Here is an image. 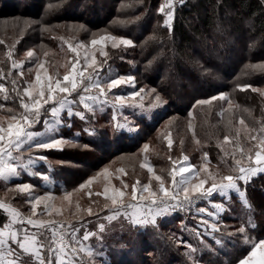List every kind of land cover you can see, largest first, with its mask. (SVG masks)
Returning <instances> with one entry per match:
<instances>
[{
  "label": "snow or ice",
  "instance_id": "6c2138e0",
  "mask_svg": "<svg viewBox=\"0 0 264 264\" xmlns=\"http://www.w3.org/2000/svg\"><path fill=\"white\" fill-rule=\"evenodd\" d=\"M184 0H162L157 12L162 14L163 26L172 29V23L175 16L176 4H183ZM264 3V0H262ZM139 6H143L144 0H137ZM123 7H132V5H122ZM49 8L54 7L49 5ZM139 21L140 17H136ZM123 23V21H121ZM25 27H31L29 22L25 21ZM18 22L13 24L17 27ZM217 29L220 30L219 25ZM47 26L42 27L41 31H50ZM23 31V29L21 30ZM61 40L64 37H59ZM111 41L112 48H118L123 45L135 47L132 39L105 34L98 39L93 38L90 41L91 51H87L81 59L78 48L87 49L88 46L81 43L73 46L68 45L71 52L75 53L74 59L66 62L62 77L58 72L49 74L48 68L43 61L36 57L34 79H26V86L22 90L17 87V81L12 80L13 92L19 99V109H6L7 115H0V180L5 182L12 181L13 178H19L26 173L29 176L37 175L32 171L37 161H46L44 155H37L40 150H63L66 146H73V140L66 139L60 132L62 127H71L67 121L79 117L80 120L89 119L87 114L95 116L96 112L103 111L106 105H111L113 112L123 110L124 108H139L143 112L152 114L154 109L162 108L166 101L157 92L155 88L131 91L127 96L114 95L113 90L123 85H130L135 88L136 80L131 75H119L112 77L111 70L105 71L104 65L108 63V52L103 47L99 49V54L103 59H98L96 54L97 45L105 44ZM4 41L0 40V44ZM250 48L255 47V42L249 44ZM15 43L7 46L4 56L11 61L12 69H20L24 63L23 60L13 59V49ZM48 55L47 52L44 53ZM35 56L34 51L26 52V59L31 61ZM151 63V62H150ZM246 70L251 72H260L264 74V62L249 63L245 65ZM33 71L29 69V72ZM0 75L11 76V72L4 73L0 68ZM20 76L24 77L23 71ZM238 88H251L253 92L259 94L264 99V88H255L251 84L237 85ZM0 92L4 93V99L8 100V90L3 84H0ZM145 97H148V103L145 104ZM213 101H225L227 108L221 109V115L224 112H232L235 107L230 94L220 92L218 96H212L210 99L198 100L197 105H211ZM77 105H82L83 110H75ZM4 105L0 104V109ZM244 111H249L244 109ZM264 113V108L261 109ZM191 115V113H190ZM125 123H120L116 115L113 120L116 121L114 129L119 131L127 128L129 132L134 131L125 117ZM256 127L249 126L241 117L238 126L234 125L233 119L227 121L226 127L229 129L223 136L220 143L221 151L224 157H230L232 164L229 165V173L224 175L219 168L213 170L209 167L208 152H204L202 160L204 163L197 167L189 163L187 155L182 156V160H173L172 168L168 172L171 177L170 182L166 181L162 175H157L153 168L147 163V154L150 148L149 143L143 144L141 151L145 154V162L141 163L142 168H147L151 173L148 183L142 184L139 188L140 181L133 183L131 186L121 181L122 187L115 188L111 184L112 173L107 167L103 168L96 175L89 177L77 188L72 191H65L61 197L52 195L51 192H45L43 195L34 194V186L30 183H16V191L27 194L28 201L31 203V213L27 217L10 203L0 200V209L8 214V222L0 227V264H29V260L35 264H84L82 253L86 255L92 264H95V258H103V250L94 252L91 246L85 245L82 241H87L96 233L85 231L82 240H77V228L72 220L82 219L83 212L93 215L91 206L81 209L79 202L75 204L76 213L71 215V219H53V216H61L62 208H70L72 198L81 190H86V194L92 200L93 193L90 187L98 178H103L107 183L102 193H96V196L103 195L105 203L104 209H108L111 215L107 216L108 221H114L117 217H125L133 226L147 228L148 226L158 227V219L167 217L177 211L192 209L198 202L211 203L215 199L214 194H218L224 202L211 203L212 211L204 207H197L196 213H206L213 219L209 224L208 220L201 219L200 224L204 226L205 231L211 228V233L220 231V215L230 209L226 206L232 201V195L235 194L242 204V212L247 216L246 224H242L236 229L235 233L229 235H240L243 237L245 244H250L251 248L247 254L239 260L238 264H264V238L258 241L248 235V229H255L252 213L253 205L247 197L246 189L249 182L260 173H264V115L257 122ZM172 124V118L165 123V128ZM43 126L42 131L35 130L37 126ZM189 130H193L191 122L188 123ZM85 131H89L85 129ZM94 129L92 132L94 133ZM79 135L78 133L76 134ZM162 137L167 141L168 148L171 149L173 139L170 131L162 133ZM193 139L196 144L200 141L196 139L193 131ZM183 145V140L180 141ZM231 144L232 149L228 151L223 145ZM239 157V158H237ZM227 165V160H223ZM120 173H125L123 167L117 169ZM45 180H50L44 176ZM156 183L153 184L152 181ZM54 183V181H52ZM130 191H126L129 189ZM111 189V195H109ZM61 202V207L56 206V201ZM95 203L94 200H92ZM42 206L43 213L47 219L37 217V208ZM28 225L37 229V232H30L27 227L17 229L14 225ZM184 227V225H182ZM51 232L50 242H46L47 237L43 240L38 238L42 233L40 230ZM66 229H71L67 231ZM99 233L105 231V224L98 225ZM192 233L201 237L202 233L192 229ZM102 238V237H101ZM215 239V237H213ZM172 239V237H170ZM220 244V240H216ZM177 244H185L188 249L187 255L192 264H198L195 259L197 248L185 241L178 240ZM207 247V245H205ZM29 259H24L23 257ZM102 264H108L102 259Z\"/></svg>",
  "mask_w": 264,
  "mask_h": 264
},
{
  "label": "rangeland",
  "instance_id": "374dc122",
  "mask_svg": "<svg viewBox=\"0 0 264 264\" xmlns=\"http://www.w3.org/2000/svg\"><path fill=\"white\" fill-rule=\"evenodd\" d=\"M25 1L29 2L30 0ZM75 1L76 3L74 2V4L76 8L80 5L82 7L91 5V2L89 0ZM65 2L67 3V0H36L35 2L32 1V5L33 7H35L34 9H36L38 6H40L41 8L37 14L32 13L31 15L28 13L20 12L16 14L9 13L0 15V40L4 41L3 44H0V68L3 69L4 73H8L9 71L11 72V76L0 75V84H3L8 90L9 97L6 101L4 99V93L0 92V104L4 105V108L0 109V115H7L8 113L6 109L8 108H13L15 110L19 109V99L16 97L15 92H13L12 80L15 79L17 81V87L22 90V88L26 86L24 80L34 79L36 57H39L40 61L44 62L45 67L49 70V74L58 72L62 77L65 71L63 65L66 62L74 59L76 56V54L71 52L68 47L70 43L73 46L79 45L81 43L88 46L87 49L78 48L79 56L82 59L87 51H91L90 41L93 38L98 39L101 35L112 34L131 39L126 35H123L119 32L117 33L113 27L103 26L94 29L93 26H90L85 21H81L77 18L73 19V17L70 16L65 17V13H63V5ZM16 3V5L23 10L25 4L24 0H17ZM178 4L180 3H177L176 6ZM49 5H53L54 7L49 8ZM42 6H44V8ZM24 8L25 10H27L26 7ZM25 21L29 22L31 27H25ZM17 22L18 26L14 28L13 24ZM45 26L49 27L51 30L41 31V28ZM22 29L23 31H21ZM59 37H64V39L61 40ZM227 42L228 40L224 39L223 43L227 44ZM13 43H15V48L13 49V59L24 61L20 69H12L11 61L7 60L4 56V53L7 51V46ZM101 47H103L104 50L108 52V63L104 65L106 72L108 69H110L113 78H115L117 74L131 75L135 77L136 80L135 88L130 85H123L120 88L113 90L114 95L127 96L133 90L139 91L140 88H144L146 90L155 88L165 101L168 100L166 98L165 92V90H167V88L171 86L168 82H165L164 80L158 81V83L165 84L160 88L157 85L152 84L153 80L148 82L140 76L141 74L139 75L135 72H129V70L127 69L120 68L121 66L119 67L116 64V61H114L115 54L113 53L115 52V48L111 47V41H108L105 44L97 45L96 54L98 59H103V57H101L99 54V49ZM119 47L125 46L121 45ZM29 50H32L35 53V56L31 61L26 59V52ZM45 52L48 53L47 56L44 55ZM130 62L134 63L133 60H130ZM185 63L187 62L185 61ZM169 67L172 66L169 65ZM29 69H32L33 71L29 72ZM143 69L145 70V68ZM21 71H23L24 77L20 76ZM197 71L199 72L198 74L204 73L203 70ZM193 80L194 79L192 78L190 81L191 83H189L191 84L190 86H192ZM176 88H178V86H176ZM194 90L199 91L200 88L195 86ZM219 93H216L215 96H218ZM144 103H148V97H145ZM166 105L167 104H165L162 108L154 109L151 115L147 112L141 111L139 108H124L123 110H117L114 113L111 105H106L104 107V110H98L95 116L87 114L89 116V119L86 121L80 120L79 117H74L68 120L67 122L71 124V127L68 128L73 129L67 134H61L66 139L73 140V146H66L63 150H40L36 154L46 156L47 160L44 161L45 163L53 164L61 173L67 171L68 175H70V177L74 175L75 177L73 179H76L77 181L71 184L69 187H64L63 189H61V191H58L57 189L55 190L52 185V178L50 176V174L54 172V169L49 165H44L42 161H37L32 169V171L38 173L37 175L29 176L24 173L21 177L13 178V180L9 182L0 180V200H3L5 203L12 204L13 207L17 208L23 216L27 217L31 213V203H29L28 201L27 194L19 193L16 191H9V189H15L16 183L32 184L34 186V194L37 195H43L45 194V192H51L52 195L61 197L65 191H72V189L77 188L80 183H83L89 177L96 175L105 167H107L109 169V172L112 173L111 184L115 188L122 187L121 181H123V183L125 184H128L129 186H131L133 183H136L137 181H140V184L137 185V187L139 188L142 184L148 183L151 177V173L148 172L147 168H142L140 166L141 163L145 162V154L141 151L143 144L145 143L150 144V148L147 154V163L153 168L157 175L164 176L166 181L168 182H170L171 180V177L168 176V172L172 168V162L168 159L169 156H171L173 160H182V156L187 155L189 157V163L200 167L204 163V161L202 160L203 153L208 152L209 167L213 170L219 168L222 174L227 175L229 173V165L232 164L231 158H225L223 154H218L216 151L209 150L206 147L202 146L204 144L205 146H207V138L209 136H207L206 139H200V132L202 130L199 126L201 122L209 123L210 120H212V114L208 111V109H205L207 112H203L202 115L195 114L184 116L180 115V113L178 112L171 113L169 116L161 120L157 124V126L149 134H147V136L146 134H144L145 138L141 140L140 145H132V147H136L135 149L126 150L124 153L115 154L105 160H103L104 154L100 151L99 155L97 156L98 158H95L96 161H94L95 159H92L93 156H91L92 158L88 157L87 155L81 157V154L76 151L78 148H80L83 149V151H87L88 149V152H94V150L97 149L96 146L89 142L83 141V139H80V135H82V132L86 134H92V130H95V128H99V131L102 130L103 132H112L114 130V124L116 123V121L113 120V115H116L117 120L120 123H125L126 121L124 118L126 117L127 122L133 129L137 130L138 128H140L143 130V127L140 124V119L138 118H148L156 112L165 111V109L167 108ZM233 105L235 106L234 103ZM214 106L215 104L212 105V108H214ZM171 108H173L174 111L173 105L171 106ZM75 110H83L82 105H77ZM232 112H234V110ZM220 113L221 110L219 114ZM229 114L231 113L226 114V112H224V114L222 115L224 125L227 124V121L230 118H233L232 114ZM170 118H172V124L169 128L166 129L165 123ZM240 118L241 117L236 118L235 116V126H238ZM189 122L192 123L193 130H189ZM245 122L249 126H253V120L248 118L247 116L245 118ZM213 124L214 131H216V133L213 134V137H218V139L216 140L220 146V143L223 141V138H219L221 132L224 135L229 131V129L225 127L226 129H220L217 132V122L214 121ZM80 126L84 128V131L80 129ZM61 129H63V127ZM61 129L60 132H64ZM85 129H88L89 131H85ZM35 130L42 131L43 126H37ZM120 131L129 132L127 128L121 129ZM134 131H131L129 133H133ZM165 131L171 132L173 139L171 149L168 148L167 141L162 137V133H164ZM193 131L195 132L196 139L200 141L199 145L196 144L193 139ZM77 133L79 134L78 136L76 135ZM145 133L147 132L145 131ZM109 138L111 139L108 141L107 139ZM109 138L104 139V142L114 144L112 145V147L115 146V144L119 143L118 141H114L113 143L112 139L115 140V138L112 134L109 136ZM181 140H183V145H181L180 143ZM139 141H137L136 143H138ZM223 147L227 150L229 148H232L230 144L223 145ZM113 150L114 149L111 148V151ZM71 151L75 153V155L69 153ZM223 160H227V165L222 162ZM121 167L125 169V173L123 174L116 171ZM69 170H71L70 174L68 172ZM260 174H258L256 177H258ZM44 176H48L50 180H45ZM256 177H254L247 186L253 184V180ZM152 182L153 184L156 183L154 180ZM106 183L107 182L101 177L94 181L91 186H89L90 190L93 193L92 200H94L95 203H93L92 200L89 199L86 194V190H81L80 193H77L72 198V205L70 208H62L63 215L53 216L52 218L71 219V215L76 213L75 204L77 203V201L79 202L81 209H86L87 207L91 206L94 213L93 215H88L87 212H83L82 219L78 218L72 220L73 225L78 229V231L76 232V238L77 240H82L85 231L96 233V235L91 236L89 240L82 242L85 245L91 246L94 252H100V250L102 249V259L106 260L107 262H113V264L115 262L119 263L120 261L126 262L127 258H129V262L127 264H145L147 262L148 264H166L165 262L168 259L165 256V251H167L171 246H174L172 248V253L174 254V256L171 260V264H192V261L187 255V247L185 246V244L178 245V240L185 241L188 244L193 245V247L197 248L195 259L197 260L198 264H223L224 262L225 264H231V262L235 259L236 261L233 264H238L239 260L242 259L243 256L247 254V252L244 254H240V256L238 257L236 255L229 257L222 255L223 252L218 249V246H220L228 250V244L232 241L236 242L235 246L237 248L241 246L249 250L251 248L250 244L244 243L242 236L229 235L230 233H235L236 229L242 224H246V221L241 222L236 216L238 214L239 208H236V204L234 203L235 201L233 200V198L234 196H236L234 194L232 195L231 203L226 205L230 210L221 213L220 215V231L209 234L211 233V228L209 227L208 230L205 231L204 226H202L199 222L201 219H205L209 221V224H211L213 222V219L211 217H208L206 213L198 215L196 213V208L204 207L209 211H212L213 209L211 207V203L224 202L218 194H214L215 199L211 203L198 202L190 210L177 211L168 215L167 217L159 218L157 221L158 227L148 226L147 228H140L133 226L123 216L117 217V219L114 221H108L106 219L107 216L111 215V212L108 209L103 208L105 198L103 195H95L98 192H103V188L105 187ZM126 191H130V187ZM109 195H111V189ZM233 204H235V207H233ZM56 206L61 207V202L59 200L56 201ZM263 211L264 205L261 213H264ZM227 215H229L230 217H228ZM36 218H48L47 215L43 213L42 206H39L37 208ZM7 222L8 220L5 223ZM100 223L105 224V231L103 234L99 233L98 225ZM182 225H184V227H182ZM2 226L3 225H0V227ZM14 227L17 229L27 227L30 232H37V229L26 224L23 226L17 224L14 225ZM192 229L201 232L202 236H195L192 231H190ZM66 230L69 232L71 231V229ZM148 230H151V232H153L151 238H149V235L146 233ZM40 232L42 233V235H40L38 238L43 240L45 237H47L46 242H50L51 232L43 229L40 230ZM260 233V235L256 234L255 232L252 234L248 230V235L256 241L264 238V232L261 231ZM145 234L148 236H146ZM141 236L147 238L152 246L157 248V252L155 253L156 255L154 257L145 258V255L152 253L148 252L147 249L145 252L142 245L139 244ZM170 237H172V239H170ZM213 237H215V239ZM130 240H134L135 245L127 244L130 242ZM216 240H220L221 243L217 244ZM205 245H207V247ZM81 255L84 258V264H92V262L86 255H84L83 253ZM23 258L29 259L27 255H25V257ZM102 259L100 257L95 258V264H102ZM29 264H35V262L29 260Z\"/></svg>",
  "mask_w": 264,
  "mask_h": 264
},
{
  "label": "trees",
  "instance_id": "16d2710c",
  "mask_svg": "<svg viewBox=\"0 0 264 264\" xmlns=\"http://www.w3.org/2000/svg\"><path fill=\"white\" fill-rule=\"evenodd\" d=\"M32 1L36 0L29 2L24 0V7L27 10L24 7L22 10L16 5L17 0H0V13H2L0 15L20 12L37 14L41 8L38 6L34 9ZM89 1L91 5L87 7L80 5L76 8L75 0H67V3L65 2L63 5L65 17L70 16L73 19L85 21L94 29L103 26L113 27L117 33L130 37L134 40L135 47L115 48L113 54H115L116 64L129 72L141 74L140 76L148 82L153 80L152 84L160 88L165 85L158 83L160 80L168 82L171 86L165 90L168 99L165 111L156 112L148 118H138L143 130L138 128L133 133L115 129L112 132H103L99 131V128H95V132L92 134L82 132L80 139L93 144L98 150L88 152V149L83 151L78 148L76 151L81 154V157L87 155L88 157L93 156L91 158L95 159L98 158L100 151L104 154L103 160H105L115 154L135 149L136 147H132V145H140L141 140L145 138L144 134L147 136L161 120L171 113L178 112L184 116H188L190 113L191 115H202L203 112H207L205 109L211 112L212 120L209 123L201 122L199 126L202 130L200 139H206L209 136L207 146L201 145L218 154H223L216 140L218 137H213V134L216 133L213 122H217V132L220 129H226L222 115L219 114L222 108H227L226 102L214 101L211 105L203 106L196 104L198 100L210 99L221 91L231 93L232 102L235 106L238 105L234 108V112H226V114H232L233 121L235 116L236 118L242 117L244 120L247 116L253 120L254 127L258 126L256 122L264 115L261 112V109L264 108V99L258 93L253 92L251 88L241 89L237 85L251 84L255 88H264V74L245 69V65L249 63L264 62V3L262 0H184L183 4L176 6L171 30L163 26V15L157 12L162 0H144L143 6H139L137 0ZM127 4L132 7L122 6ZM42 7L44 8V6ZM136 17H140V20L137 21ZM217 25L220 30L217 29ZM224 39L228 40L227 44L223 43ZM252 42H255V47L250 48L249 44ZM130 60H133L134 63ZM197 70H203L204 73L198 74ZM192 78L194 80L190 86ZM195 86L200 90L195 91ZM213 104H215L214 108H212ZM172 105L174 111L171 108ZM244 109L251 111H244ZM72 129L63 127L61 130L64 132L61 133L67 134ZM80 129L84 131L81 126ZM111 134L115 138V140L112 139L113 143L114 141L119 142L113 147L114 144L104 142V139L109 138ZM223 136L221 132L219 138H223ZM137 141L139 142L136 143ZM111 148L114 150L111 151ZM231 149L229 148L228 151ZM69 153L75 155L72 151ZM42 163L54 169L50 176L54 181L52 185L55 190L61 191L64 187H69L77 181L73 179L75 176L70 177L67 171L61 173L53 164H47L44 161ZM70 171H68L69 174ZM246 194L254 208L252 216L256 225L255 229L249 228L248 230L252 234L255 232L260 235L261 231L264 232V217H262L264 213H261L264 205V173L256 177L253 184L247 186ZM233 200L236 208H239L236 215L239 221H247V216L241 210V202L236 196ZM7 220L8 215L0 209V225H3ZM146 233L149 238L153 235L151 230ZM127 244L135 245V241L130 240ZM139 244L142 245L145 252L147 249L152 253L145 255V258H152L156 255L157 248L152 246L147 238L141 236ZM235 244L234 241L229 243L228 250L220 246L218 249L223 252L222 255L229 257L233 255L238 257L249 250L242 246L237 248ZM173 247L171 246L165 251V256L168 259L166 264H171L174 256ZM128 259L126 262L119 260V263L127 264ZM235 261L236 259L231 264ZM108 263L113 264V262ZM119 263L115 262L114 264Z\"/></svg>",
  "mask_w": 264,
  "mask_h": 264
},
{
  "label": "crops",
  "instance_id": "0c3cea01",
  "mask_svg": "<svg viewBox=\"0 0 264 264\" xmlns=\"http://www.w3.org/2000/svg\"><path fill=\"white\" fill-rule=\"evenodd\" d=\"M235 195V194H234Z\"/></svg>",
  "mask_w": 264,
  "mask_h": 264
}]
</instances>
